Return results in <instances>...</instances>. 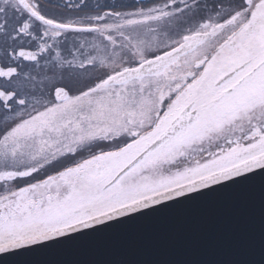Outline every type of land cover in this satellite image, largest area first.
I'll return each mask as SVG.
<instances>
[{
    "label": "snow or ice",
    "instance_id": "1",
    "mask_svg": "<svg viewBox=\"0 0 264 264\" xmlns=\"http://www.w3.org/2000/svg\"><path fill=\"white\" fill-rule=\"evenodd\" d=\"M264 169V0H0V254Z\"/></svg>",
    "mask_w": 264,
    "mask_h": 264
},
{
    "label": "water",
    "instance_id": "2",
    "mask_svg": "<svg viewBox=\"0 0 264 264\" xmlns=\"http://www.w3.org/2000/svg\"><path fill=\"white\" fill-rule=\"evenodd\" d=\"M0 264H264V169L0 254Z\"/></svg>",
    "mask_w": 264,
    "mask_h": 264
},
{
    "label": "flooded vegetation",
    "instance_id": "3",
    "mask_svg": "<svg viewBox=\"0 0 264 264\" xmlns=\"http://www.w3.org/2000/svg\"><path fill=\"white\" fill-rule=\"evenodd\" d=\"M93 2H97V0H93ZM99 3L103 4L106 2V0H98Z\"/></svg>",
    "mask_w": 264,
    "mask_h": 264
}]
</instances>
